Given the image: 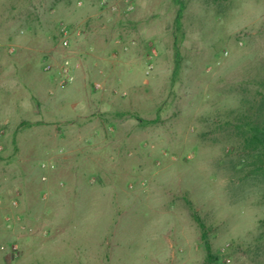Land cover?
<instances>
[{
	"label": "rangeland",
	"instance_id": "obj_1",
	"mask_svg": "<svg viewBox=\"0 0 264 264\" xmlns=\"http://www.w3.org/2000/svg\"><path fill=\"white\" fill-rule=\"evenodd\" d=\"M263 119L264 0H0V264H264Z\"/></svg>",
	"mask_w": 264,
	"mask_h": 264
},
{
	"label": "trees",
	"instance_id": "obj_2",
	"mask_svg": "<svg viewBox=\"0 0 264 264\" xmlns=\"http://www.w3.org/2000/svg\"><path fill=\"white\" fill-rule=\"evenodd\" d=\"M182 10L183 7L181 6L177 12L176 18H175V25L176 27H180V21L182 18ZM249 127V126H248ZM244 137V148L245 150L250 151V153H254L256 160L258 161L259 166L256 167L255 172L262 173L264 175V119L262 120V124H253L250 126L249 130L247 132H241V134ZM187 204L189 205V208L191 210V216L194 219V221L198 224V226L201 228L202 234L201 238L205 242V247L207 250V257L209 260L213 259L210 246L208 245L206 241V233L204 232V225L201 222L200 218L198 217L196 211L192 208L191 204L187 201Z\"/></svg>",
	"mask_w": 264,
	"mask_h": 264
},
{
	"label": "built area",
	"instance_id": "obj_3",
	"mask_svg": "<svg viewBox=\"0 0 264 264\" xmlns=\"http://www.w3.org/2000/svg\"><path fill=\"white\" fill-rule=\"evenodd\" d=\"M128 9H130V7ZM59 32H60L59 34H60L62 44L64 46L68 45L70 33H69V29L67 28V26H65L64 24H61V26L59 27ZM62 77L67 81H70L72 79L70 68L68 66V62H65V64L62 67Z\"/></svg>",
	"mask_w": 264,
	"mask_h": 264
}]
</instances>
